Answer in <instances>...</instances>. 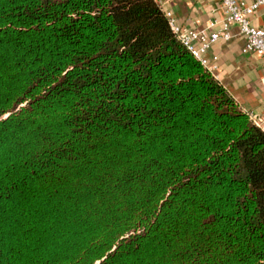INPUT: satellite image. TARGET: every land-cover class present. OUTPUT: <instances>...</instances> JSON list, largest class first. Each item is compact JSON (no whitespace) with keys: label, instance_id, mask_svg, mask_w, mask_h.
I'll return each mask as SVG.
<instances>
[{"label":"trees","instance_id":"trees-1","mask_svg":"<svg viewBox=\"0 0 264 264\" xmlns=\"http://www.w3.org/2000/svg\"><path fill=\"white\" fill-rule=\"evenodd\" d=\"M0 264H264V129L158 0H0Z\"/></svg>","mask_w":264,"mask_h":264},{"label":"crops","instance_id":"crops-1","mask_svg":"<svg viewBox=\"0 0 264 264\" xmlns=\"http://www.w3.org/2000/svg\"><path fill=\"white\" fill-rule=\"evenodd\" d=\"M252 2L253 0H246ZM166 12H171L182 27L219 31L224 11L219 0H159ZM252 24L264 27V6L252 17ZM229 40L219 39L207 51L213 75L248 114H264V60L257 54L245 52L246 37L238 25L230 29ZM264 129V120L260 124Z\"/></svg>","mask_w":264,"mask_h":264},{"label":"built area","instance_id":"built-area-1","mask_svg":"<svg viewBox=\"0 0 264 264\" xmlns=\"http://www.w3.org/2000/svg\"><path fill=\"white\" fill-rule=\"evenodd\" d=\"M159 1V0H158ZM224 11L221 28L215 33L209 34L206 30H196L182 27L176 22L173 14L167 12L170 25L180 41L198 58L210 71L214 70L207 51L219 39L229 40L232 37L230 31L232 25H238L242 34L246 37L245 52L259 55L264 60V27L252 24V17L264 6V0H219ZM251 119L260 126L264 120V114L257 116L250 113Z\"/></svg>","mask_w":264,"mask_h":264},{"label":"water","instance_id":"water-1","mask_svg":"<svg viewBox=\"0 0 264 264\" xmlns=\"http://www.w3.org/2000/svg\"><path fill=\"white\" fill-rule=\"evenodd\" d=\"M8 115H5L4 117H7Z\"/></svg>","mask_w":264,"mask_h":264}]
</instances>
